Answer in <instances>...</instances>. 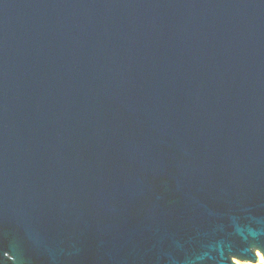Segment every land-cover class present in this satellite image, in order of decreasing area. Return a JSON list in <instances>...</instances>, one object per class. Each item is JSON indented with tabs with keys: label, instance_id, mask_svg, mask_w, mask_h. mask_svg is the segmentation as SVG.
I'll use <instances>...</instances> for the list:
<instances>
[{
	"label": "water",
	"instance_id": "95a60500",
	"mask_svg": "<svg viewBox=\"0 0 264 264\" xmlns=\"http://www.w3.org/2000/svg\"><path fill=\"white\" fill-rule=\"evenodd\" d=\"M264 258V0H0V264Z\"/></svg>",
	"mask_w": 264,
	"mask_h": 264
},
{
	"label": "bare ground",
	"instance_id": "6f19581e",
	"mask_svg": "<svg viewBox=\"0 0 264 264\" xmlns=\"http://www.w3.org/2000/svg\"><path fill=\"white\" fill-rule=\"evenodd\" d=\"M238 262V264H251V263H244V262H240V261H235ZM264 263V258L262 257V255H259V261L258 264Z\"/></svg>",
	"mask_w": 264,
	"mask_h": 264
},
{
	"label": "rangeland",
	"instance_id": "374dc122",
	"mask_svg": "<svg viewBox=\"0 0 264 264\" xmlns=\"http://www.w3.org/2000/svg\"><path fill=\"white\" fill-rule=\"evenodd\" d=\"M236 264H238V262H236ZM251 264H253V263H251ZM255 264H258V262H257V263H255ZM261 264H264V263H261Z\"/></svg>",
	"mask_w": 264,
	"mask_h": 264
}]
</instances>
